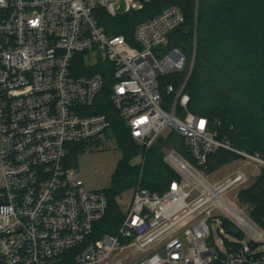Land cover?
Instances as JSON below:
<instances>
[{
	"label": "built area",
	"instance_id": "2783aa9c",
	"mask_svg": "<svg viewBox=\"0 0 264 264\" xmlns=\"http://www.w3.org/2000/svg\"><path fill=\"white\" fill-rule=\"evenodd\" d=\"M155 1L0 0V198L10 203L8 214L0 212L5 264H264V251L256 250L264 224L227 197L247 172L236 168L212 182L197 170L219 149L260 167L264 152L233 147L219 136L220 119L189 110L196 33L191 59L172 44L186 20L182 8L164 7L132 38L108 34L99 22L100 10L118 17ZM80 54L113 65L110 99L139 145L149 148L173 130L193 159L171 149L165 161L178 178L163 194L138 185L118 231L101 236L107 194L86 188L70 153L111 130V121L89 113L104 80L77 75ZM164 95L173 96L172 109L162 105ZM225 220L246 235L245 244H226ZM214 223L223 249L213 244Z\"/></svg>",
	"mask_w": 264,
	"mask_h": 264
},
{
	"label": "trees",
	"instance_id": "16d2710c",
	"mask_svg": "<svg viewBox=\"0 0 264 264\" xmlns=\"http://www.w3.org/2000/svg\"><path fill=\"white\" fill-rule=\"evenodd\" d=\"M173 4L182 8L186 20L175 32L172 44L185 53L190 52L192 57L196 33V54L185 89L190 95L189 110L211 120L220 119L219 136L227 137L232 146L264 152V0H157L142 10L118 17L100 10L99 22L108 34L132 38L141 21ZM74 65L77 75L103 76V88L89 113L107 115L125 155L113 176L111 189L105 190L108 210L97 226V236L116 233L125 217L117 208L116 198L124 190L136 184L163 194L178 178L165 161L163 148L167 144L191 162L193 159L184 139L175 131L167 137L159 136L157 144L149 148L133 139L128 125L110 99V84L115 82L111 63L98 61L91 66L85 55L80 54ZM140 147L145 163L131 166L129 160L140 152ZM78 151L79 147H76L70 153L73 166ZM239 158L233 151L219 149L209 156L206 168L216 171ZM240 200L251 204L252 216L264 224V170L253 185L240 192ZM224 223L227 231L237 234L232 222L225 220Z\"/></svg>",
	"mask_w": 264,
	"mask_h": 264
},
{
	"label": "rangeland",
	"instance_id": "374dc122",
	"mask_svg": "<svg viewBox=\"0 0 264 264\" xmlns=\"http://www.w3.org/2000/svg\"><path fill=\"white\" fill-rule=\"evenodd\" d=\"M186 54L188 58L191 57L190 52ZM96 64L97 62H89V65L91 66H94ZM113 84H114L113 82L110 84V89L113 88ZM173 102H174L173 96L164 95V101L162 105L165 108L172 109ZM182 112L183 109L179 108L178 114L182 115ZM171 132H173V130H166L161 136L167 137V135ZM157 142L158 140L155 142L154 145H156ZM78 147H79L78 155L75 160V165L73 166L77 171L78 178H80L84 182L86 188L89 190L111 189L113 176L118 168L119 163L125 157L124 152L122 148L119 146L117 138L115 137L113 131L108 130L107 132L98 136L95 139L84 142L82 144H78ZM142 149L143 148L140 147V152L129 160V164L131 166L144 165L145 155ZM171 149L174 148H171L169 144H167L163 148L164 157ZM175 150L178 151L176 148ZM236 168L244 169L247 172L248 179L245 183L241 184L240 186L236 187L231 192H229L227 197L230 201H234L236 203L237 209L241 211V213L244 216H246L249 220L256 222L258 225L263 226L261 223L257 222L252 216L251 214L252 205L246 202H242L240 200V192L243 189L249 188L251 185L255 183L258 177L261 176L264 167L244 164V159L239 158L216 171H210L206 167H202V168L198 167L197 170L200 172V174L203 176L204 179H207L212 182H217L224 179L229 172L233 171ZM137 186L138 185L136 184L131 185L116 198L117 208L124 215L127 213V210L132 204L133 195ZM237 192H238V199L235 198V194ZM213 227L215 229L212 239L213 244H215L218 248L223 249L224 244L222 243L220 236L217 232L218 224L214 223ZM226 238H227V240L225 241L226 244H229V242L245 244L247 241L246 235L244 236L236 235L229 231H227ZM256 250L264 251V244H260L256 248Z\"/></svg>",
	"mask_w": 264,
	"mask_h": 264
},
{
	"label": "water",
	"instance_id": "95a60500",
	"mask_svg": "<svg viewBox=\"0 0 264 264\" xmlns=\"http://www.w3.org/2000/svg\"><path fill=\"white\" fill-rule=\"evenodd\" d=\"M9 205H10V203H4L3 200L0 198V212L1 213L8 214L9 213ZM3 257H6V255ZM0 264H5L1 258H0Z\"/></svg>",
	"mask_w": 264,
	"mask_h": 264
}]
</instances>
